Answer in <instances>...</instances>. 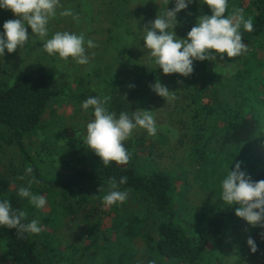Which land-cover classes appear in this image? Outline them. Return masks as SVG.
<instances>
[{
    "label": "trees",
    "instance_id": "obj_1",
    "mask_svg": "<svg viewBox=\"0 0 264 264\" xmlns=\"http://www.w3.org/2000/svg\"><path fill=\"white\" fill-rule=\"evenodd\" d=\"M102 1L111 17L110 23L113 24L105 30L109 34L106 41L109 45L103 44L102 48L93 52L94 56L91 54L89 60L92 65L95 63L98 66L108 57L112 60L111 65L117 63L118 66L114 71L111 68H104L107 76L104 77L103 82L95 81L96 77V79L100 77L98 74L103 70L102 66L97 70L92 68L84 74L85 82L77 88L75 93L77 103L73 104L75 107L73 118L86 114L84 122L94 119L93 109L89 108L91 112H82L80 105L90 96L104 94L100 88L98 92L92 82L105 90L109 86L113 87L112 93L116 94L109 95L111 99L107 107L109 111L115 112L118 118L119 114L128 108L127 100L122 96L126 88L123 86L124 82H129L132 75L135 83L147 88L149 77L151 79L155 77L149 60L140 62L135 56L142 53V47L139 49L138 38L132 34L137 31L140 38L142 28L149 26L148 22L146 23L145 12L136 13L131 23L127 20H131L134 15L129 14L126 6L128 0ZM195 1L201 4L202 11L199 17L211 15V9L203 3V0ZM244 1L229 0L226 15L231 13L234 7L243 8ZM243 9L246 16L254 18V31L246 32L241 29L243 42L248 48L256 43L260 49H264V0H248L246 8ZM242 55L228 58L225 54L223 59L221 57L220 59L224 64L230 65L238 62ZM208 63L209 60L195 63L196 70L187 82V94L191 87L189 94L191 97L196 93V95L200 94L193 85H198L206 79L203 78L204 75L197 76V70L201 69L203 74L207 75ZM263 66L264 60L258 59L256 53L250 54L245 59L242 74L246 79H251L256 73L260 74ZM75 67L78 68V64H75ZM56 68L59 75L62 66ZM54 72L43 68L39 69L36 74L20 72L13 75L12 82L8 86L0 88V132L5 130L11 134L24 162L33 170L31 179L34 176L39 181L31 185L30 191L33 194L44 196L49 207L48 214L38 212L29 215L33 205L28 198L18 195V189L21 186L13 188L10 181L0 174V201L9 200L13 209L26 212L25 223L37 219L43 228L39 234L26 233L18 236L17 229L0 226V249H2L0 251L4 258L8 259L7 264H75L76 262L86 264V260L94 261L99 255H101L100 258L104 255L106 259H111V251L107 248L111 241L106 235L101 236L92 225L88 228L89 243L84 247L63 246L62 242L54 237L55 228L63 223V218L69 214L74 215L83 208H88L91 212L89 214L96 212L102 217L110 216L111 219H115V223L123 224L128 241L136 239L142 241L144 245L142 260L145 264H225L222 258L228 255L226 239L230 225L236 216L234 211L236 205H228L222 200L221 181L229 171L234 170L232 166L234 167L237 162L242 163L241 170L249 174L253 181L264 180V166L258 170L257 160L248 155L250 143L259 132V121L236 109H223L222 113L218 114L215 107L208 105L203 107L204 110L201 112L204 117L203 122H200L193 133L194 145L190 158L198 168L200 185L204 186L206 191H211L217 200H215L213 210L200 212L190 219H184L175 207V183L177 181L167 171L149 163L148 156L143 157V160L138 154L139 150L131 149L133 146L138 148L137 145L132 146L124 142L130 154L126 165L112 162L105 167L101 158L92 151L84 157L74 159L80 167H76V164L71 171L62 174L53 168L47 169L43 161L36 160L30 155L26 149V139L41 129L42 117L52 103L61 106L66 101L52 90L56 73ZM92 76H94L93 81L89 79H92ZM255 81L259 83L260 78ZM258 86L259 84L249 83L252 95L249 93L246 95L254 101L256 107L260 105L256 101H263L264 104V98L256 95ZM77 121L80 122L79 119ZM78 124L80 128H84L82 124ZM212 144L215 147L230 150L226 153L228 158L226 154L221 156L219 152H213ZM59 155L56 154L55 158L58 159ZM67 160H60L61 168L59 169L66 168L65 164H69ZM52 161L55 162V160ZM122 176L127 177L126 184H119ZM113 177L119 185V190L129 191L126 201H132V204L135 202L144 204L141 212L138 210L122 211L124 213L122 217L120 207L124 203L107 206L106 209L103 207L105 205L103 196L109 191L108 181ZM76 190H80V195L74 203L68 202L67 198L65 200L68 204L64 201L67 207L64 206L63 201L62 204L56 203L55 197L58 192H63L65 196ZM252 239L257 245V252L252 253L247 241L245 242L246 264H264V236L258 235ZM127 240L121 237L118 243H125ZM114 263L118 264V262ZM130 263V258L123 257V264Z\"/></svg>",
    "mask_w": 264,
    "mask_h": 264
},
{
    "label": "rangeland",
    "instance_id": "obj_2",
    "mask_svg": "<svg viewBox=\"0 0 264 264\" xmlns=\"http://www.w3.org/2000/svg\"><path fill=\"white\" fill-rule=\"evenodd\" d=\"M61 4L63 8L58 11L71 9L74 14L78 15L79 20H73L72 17L57 16V18L50 21L49 36L45 39L51 38L52 34L56 31H69L77 35L83 33L85 42L92 40L96 45L94 48H87V43H85L86 53L90 54H88L89 58L91 54L94 56L93 52L102 48L103 44H108L106 41L109 34L105 30L113 24L110 23L111 17H109L106 5L102 0H61ZM247 4L248 0H245L243 8H246ZM126 6L129 9V14L134 15L131 17V20L127 21L132 23L136 13L144 11L146 23L148 22L149 24V22L155 20L157 15L163 14L166 9H173L175 7V0H170L168 5L164 3V0H128ZM201 11L200 2L193 0L187 9L177 13V25L174 28V32L178 38H187V33L196 25ZM17 18L10 10L0 8V34L4 32L3 24L5 21ZM144 29L142 28L143 31L140 32L142 36L140 38L137 31L134 30L136 33L132 32L134 33L132 35L138 38V42L140 43L138 44L139 49L142 47V53L135 55L140 62L148 59L149 52L144 47ZM128 32L130 33V30ZM28 34L30 37L24 47L17 48L13 53H8L7 49H5L4 56L0 57V88L8 86L12 82L13 75L20 72L25 71L36 74L41 68L49 72H56H54L55 77L52 90L60 98L66 99L67 102L65 101L61 106L52 103L42 117L41 129L32 137L26 139L25 143L30 155L36 160L43 161L47 169L53 168L61 174L66 173L76 166L77 163L74 159L84 157L92 152L85 143L86 125L92 119L88 121L85 119L86 121L84 122L83 119L86 117V114L76 117L77 119L73 118L75 113L73 104L77 103L75 100L77 88L82 82H85L84 74L92 70V68L97 70V68L102 66L103 70H101V73H97L100 77L98 79L96 77L95 81L100 80L103 82L104 77L107 76L104 68H111L114 71L118 65L117 63L111 65L112 60L106 57L98 66L95 63L92 65L89 60L88 64H78L77 68L75 67L77 63L72 58L65 61L59 58L58 55H49L43 48L45 39H41L38 35L33 34L30 27H28ZM259 47L256 43L250 46L247 54H243L238 62L230 65L224 64L220 59V54L214 53L216 60H209L207 75L203 74L201 69L197 70V76L204 75L205 77L203 78L206 79L202 80L198 85H193L194 89H198L197 92L200 94L196 95V93L192 97L189 95L191 87L187 94V82L191 78V75L188 77L177 73L165 75L162 69L151 62H149V65L152 67L155 77L153 79L149 77V87L145 88L135 83L132 75L129 82H124L123 86L126 88L123 90L122 96L127 100L128 104L125 112H134L137 109L152 111L158 127V131L154 137L149 136L146 130L138 127L125 142L132 146L137 145L138 148L133 146L131 149L133 151L139 150L138 154L143 160L148 156L149 163L156 165L161 170L167 171L177 181L175 183V207L184 219H190V217L200 212L213 210L215 200H217V197L211 194V191H206L203 188L204 186L200 185L197 174L198 168L190 158V152L194 145L192 141L193 133L200 125V122H203L204 117L201 112L204 110V106L215 107L218 114H221L223 109H236L244 115L257 119L259 121V132L250 143L248 155L257 160L258 170L264 166V104L263 101H256L258 105L260 104L256 107L254 101L246 96L248 93L252 95L249 87V83H252L259 84L256 95L264 98V66L259 72L260 74L256 73L251 79H246L242 74L245 59L248 55L256 53L258 59L264 60V49H260ZM196 62H193V73L196 70ZM57 66H62L59 75L57 74ZM112 76L114 77V72ZM258 78H260V82L256 83L255 80ZM89 79L93 81L94 76H92V79ZM114 80L116 81L117 77ZM157 80L167 86L170 91L174 92L175 99L166 101L151 90L150 85L154 84ZM92 84L98 92H100L99 88L103 90L105 95L116 94L115 92L112 93L113 87L109 86L105 90L96 86L94 82ZM130 85L134 87H130ZM252 98L254 99V96ZM81 108L82 104L80 105ZM81 110L82 112H91L90 109L84 110L82 108ZM78 119L80 122L77 121ZM77 122L82 124L84 128H80ZM211 148L213 152H219L221 156L230 151L218 146L215 147L214 144H212ZM56 154H60L58 159L55 158ZM227 155L226 157L228 158ZM66 159H68L69 164H65V169H59L61 168L60 160ZM52 160H55V162ZM27 167L29 165L24 162V158L14 144L11 134L5 130L0 132V174L10 181L13 188L27 186L28 181L31 179V174L25 176V169ZM76 167L80 166L77 164ZM232 168L235 169V166H232ZM20 176H25V179L20 180ZM79 195L80 190L65 194V196L60 191L57 193L55 201L57 204H64L65 198H67L68 202L74 203ZM67 201L65 203L68 204ZM67 204H64V206L67 207ZM143 205L137 202L132 204V201L128 200L120 207L121 216L124 217L122 211L138 210L141 212ZM103 207L107 208L106 205H103ZM38 212L48 214V203L43 209H37L33 206L29 215H34ZM89 213L91 212L88 211V208H83L75 212L74 215L69 214L63 218V223L60 226L57 225L55 228L54 237L57 240L59 239L63 246L84 247L89 243L88 228L92 225L101 236L106 235L111 241V244L107 248L111 251L112 258L106 259L104 255L100 258L101 255H99L94 261L90 262L86 260V264H115L114 262L123 264V257L130 258V264H145V261L142 260V257H144V245L142 241L138 239L128 241L125 237L123 224L115 223V219H111L110 216L102 217L96 212L93 214ZM114 226L115 228H113ZM48 231L50 232L51 230L49 229ZM261 233H264V228L259 226L252 227L244 219L235 216L226 239L228 255L222 258L223 262L225 264H246L244 244L249 237L258 236ZM121 237L127 241L125 243H118ZM0 250L2 251V249ZM1 251L0 264H7L8 259L4 258ZM75 264L81 263L76 262Z\"/></svg>",
    "mask_w": 264,
    "mask_h": 264
},
{
    "label": "clouds",
    "instance_id": "obj_3",
    "mask_svg": "<svg viewBox=\"0 0 264 264\" xmlns=\"http://www.w3.org/2000/svg\"><path fill=\"white\" fill-rule=\"evenodd\" d=\"M170 0H164L168 5ZM193 0H175V7L163 14L157 15L150 26L144 29V47L149 50L148 60L162 69L165 75L180 74L188 77L194 71V61L216 60L215 54L228 58L247 54L248 47L243 42L241 29L246 32L254 31L252 16H246L243 8L229 9V0H203L211 9V15H202L197 23L187 33V38H178L174 32L177 25L176 15L181 10L187 9ZM0 8L10 10L17 19L4 22L3 34H0V57L13 53L17 48L25 46L29 40L28 27L33 34L41 39L49 36L50 21L59 17H72L78 21V15L71 9H63L61 0H0ZM87 48L96 45L92 40L85 42L83 33L77 35L69 31H56L51 38L45 39L44 50L49 55H58L62 60L72 58L77 64L89 63ZM215 53V54H214ZM130 87H134L130 85ZM150 88L166 101L175 99V94L159 80L150 85ZM111 97L101 93L90 96L82 103V108L93 109L94 119L86 125L85 143L106 167L115 162L126 165L130 154L125 147L135 129L142 128L149 136H155L158 127L152 111L137 109L134 112H121L117 118L115 112L109 111L107 105ZM29 166L25 169V176L32 173ZM25 176H20L24 180ZM39 181L33 176L27 186L18 189V195L28 198L29 202L37 209H43L47 200L42 195L30 191L33 183ZM127 177L122 176L119 184H126ZM109 191L103 196L106 206L123 204L129 197V191L119 190V185L113 177L108 181ZM101 188L99 189V191ZM221 198L228 205H236L235 214L248 222L252 227L264 228V180L253 181L251 176L241 170V162H237L235 169L227 173L221 181ZM25 211L12 208L9 200L0 201V226L17 229L18 236L23 234H39L43 228L37 219L25 223ZM264 236V233H261ZM247 244L252 253L257 252L255 241L249 237Z\"/></svg>",
    "mask_w": 264,
    "mask_h": 264
}]
</instances>
